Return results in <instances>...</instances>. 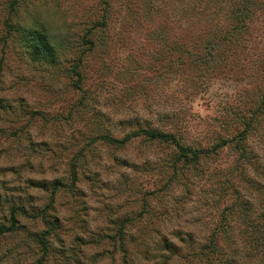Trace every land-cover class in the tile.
I'll return each mask as SVG.
<instances>
[{"label":"rangeland","instance_id":"1","mask_svg":"<svg viewBox=\"0 0 264 264\" xmlns=\"http://www.w3.org/2000/svg\"><path fill=\"white\" fill-rule=\"evenodd\" d=\"M252 226L264 0H0V264H264Z\"/></svg>","mask_w":264,"mask_h":264},{"label":"trees","instance_id":"2","mask_svg":"<svg viewBox=\"0 0 264 264\" xmlns=\"http://www.w3.org/2000/svg\"><path fill=\"white\" fill-rule=\"evenodd\" d=\"M38 35V37H37ZM36 42H40V38H42L41 36V33H39L38 31V34H36ZM45 47H43L44 49ZM143 135H146L148 137H150L151 139H154V140H160V141H163V142H167V143H177L176 139L174 136L170 135V134H165V133H161V132H149V131H144L142 132ZM139 135H141L139 132L138 133H133L129 136H127L124 140L122 141H119V140H115V139H111V138H104L107 142L109 143H112V144H120V145H124L125 143L129 142L131 139L133 138H136L138 137ZM179 150H180V155L184 158V159H188V154H191L192 155V158H190V161H197L199 160L200 158V155L201 153L198 152V151H192V150H189L187 151L185 148H183L182 146H180L179 144H177ZM236 206V205H234ZM231 209V208H230ZM248 226V225H247ZM252 229H254V232L257 234V235H260L259 238H257V240L259 242H263V245H264V226L261 227V230H260V227L258 226H255L253 227L252 226ZM220 232H226L225 229L221 228L219 229L218 231H216L214 234L215 236L216 235H219L218 233ZM211 247L213 248L214 245H218V243H220V239L217 238V237H213L212 241H211ZM214 249V248H213Z\"/></svg>","mask_w":264,"mask_h":264}]
</instances>
